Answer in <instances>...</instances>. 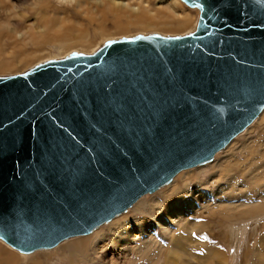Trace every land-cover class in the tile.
Wrapping results in <instances>:
<instances>
[{
	"label": "water",
	"instance_id": "obj_1",
	"mask_svg": "<svg viewBox=\"0 0 264 264\" xmlns=\"http://www.w3.org/2000/svg\"><path fill=\"white\" fill-rule=\"evenodd\" d=\"M194 33L105 45L0 77V239L22 252L91 234L264 110V0H184Z\"/></svg>",
	"mask_w": 264,
	"mask_h": 264
},
{
	"label": "rangeland",
	"instance_id": "obj_2",
	"mask_svg": "<svg viewBox=\"0 0 264 264\" xmlns=\"http://www.w3.org/2000/svg\"><path fill=\"white\" fill-rule=\"evenodd\" d=\"M115 1L123 4L131 2ZM140 1L153 9L164 3L172 4L177 14L191 16L189 29L176 32L168 29L169 27L160 28V23L156 25L158 27L144 29L137 22L131 21L133 25L125 33L110 32L114 34H97L94 37L97 24L101 22L93 18L99 21L107 19L106 28L111 31L115 25L111 18L112 11L107 10L100 1L98 3L95 0H76L63 4L57 0H44L42 5L41 0H0V77L24 74L50 61L93 55L113 42L148 36L182 37L196 31L200 11L188 6L183 0ZM84 5L90 13L82 11ZM58 18L67 20L65 24L73 26L75 31L67 32L62 29L61 36H58L47 28L45 30V26ZM88 21H91L90 26ZM120 23L128 26L126 18H122ZM34 32H38L35 33L36 38ZM78 34L85 39L78 41ZM65 35L69 40L65 39ZM174 183L175 186L179 185L183 210L173 219L166 215L165 207L176 202H172L169 197L165 198L164 194ZM192 204L194 206L190 207ZM162 216L163 220L160 221ZM120 221H123V224L117 230L114 224ZM123 226L129 231L128 243L124 249V241L121 239V233L125 230ZM144 226L147 228L144 229ZM99 233L106 234L103 244L106 249L96 252V243L95 246L90 243L83 256L73 259L74 264H92L94 257L100 259L101 264H112L113 260L115 264H171L174 260L172 252L176 250V240L182 237L190 240L188 251L191 255L188 262L183 260L182 263L205 264L209 259L213 264H262L264 113L210 162L183 170L171 183L155 193L144 195L125 212L100 225L91 234L69 238L55 248L38 250L30 255L0 241V252L6 250L21 257L24 259L21 264H28L29 259L36 255L49 256L47 264H73L69 260L70 252L59 255V249L66 244L93 240ZM148 233L151 235H145ZM114 242L118 245L115 246ZM217 255L223 256L224 260H216Z\"/></svg>",
	"mask_w": 264,
	"mask_h": 264
},
{
	"label": "bare ground",
	"instance_id": "obj_3",
	"mask_svg": "<svg viewBox=\"0 0 264 264\" xmlns=\"http://www.w3.org/2000/svg\"><path fill=\"white\" fill-rule=\"evenodd\" d=\"M42 1L44 0H41L40 3H42ZM59 1L60 3H63V4H66V3H72L73 1H76V0H57ZM88 1V0H87ZM96 2L99 1L101 3H103L105 5V8L109 11H112L113 15H111V18H112V22L115 24L114 27H113V31H111L110 29H107L106 28V22H108L107 19L103 18V21H99L97 18H93L95 19L96 21L98 22H101V24H97V27L94 31L95 35L94 37H96V35L98 34H106V35H109L111 34L110 32H114V33H125L128 31L129 27L132 26V22L131 21H135L137 22L138 24H140L142 28L144 29H148V28H151V27H154L156 26L158 23H160V28H168V29H171L172 31H180V32H185L187 29H189V26L192 22V18L191 16L187 15V16H183L181 14H177L176 13V10L174 9V7L172 6V4L168 3V4H161L158 5L160 7L158 8H155L153 9L152 7L148 6L146 3L144 2H141L140 0H131L130 3H127V4H123V3H120V2H117L115 0H95ZM184 1V0H183ZM185 2V1H184ZM176 3V2H175ZM186 3V2H185ZM81 4V3H80ZM187 4V3H186ZM43 5V3H42ZM188 5V4H187ZM41 6V5H40ZM189 6V5H188ZM54 7V6H53ZM48 8V7H47ZM87 7H85V5L82 7V11L83 12H86L88 13L89 12V9H85ZM163 8V9H162ZM194 9H198L200 11V14H201V9L200 7H193ZM160 9V10H158ZM168 10L167 12H165L166 10ZM117 13V14H115ZM64 12V11H63ZM90 13V12H89ZM95 13V12H94ZM10 14V13H9ZM98 16V15H97ZM52 17V16H51ZM122 18H126L128 20V26L127 25H123L121 24L120 22L122 21ZM64 19V18H63ZM61 18H58L56 19L55 21L51 22L50 25H48L47 27L45 26V30L47 28L48 31L50 32H53L55 33L56 35L58 36H61L62 34V29H65V31L67 32H70V31H75L74 27L73 26H68L66 25L65 23L67 22V20H63ZM60 20L62 22H60ZM87 20V19H86ZM130 21V22H129ZM96 23V22H95ZM199 23V21H198ZM9 24V23H8ZM88 26H90L91 24V21H88ZM51 25H54L53 27ZM112 25V24H111ZM6 27V25H4ZM51 26V27H50ZM83 26V25H82ZM10 27V26H9ZM158 27V26H156ZM40 29V28H39ZM2 30V29H1ZM8 30V29H7ZM11 30V29H10ZM43 31H45L44 29H42ZM167 30V29H166ZM13 31V30H12ZM11 31V32H12ZM40 31V30H39ZM43 31H40V32H43ZM77 32V31H76ZM35 33L34 32V36H35ZM113 33V34H114ZM38 34V32L36 33ZM40 34V33H39ZM111 34V35H113ZM13 35V34H12ZM20 35V34H19ZM22 35V34H21ZM25 35V33H24ZM29 35V33H28ZM27 35V36H28ZM26 36V38H27ZM33 36V38H34ZM178 36V35H177ZM37 36H35L36 38ZM66 37L65 39L66 40H69V37H67L66 35L64 36ZM76 37V36H75ZM54 38V37H53ZM73 39V37H71ZM85 39L84 36H82L81 34H78L77 35V40L78 41H83ZM27 42H30V41H27ZM5 54V53H4ZM5 56V55H4ZM3 59V58H2ZM262 113H264V110L262 111ZM261 113V114H262ZM260 114V115H261ZM229 146V145H228ZM200 166V165H199ZM198 167V166H196ZM195 168V167H194ZM181 173V172H180ZM177 176V175H176ZM175 179V178H174ZM173 179V180H174ZM182 179V178H181ZM171 183V182H170ZM179 186V185H178ZM178 186H175V183L167 190L168 192H166L164 195H165V198L169 197L170 199H172V202H176V203H173L172 205H169L167 208L165 207V210H166V215H169L171 218H173L175 215L177 214H181V211L183 210L182 208V197L180 195V191H179V188ZM169 194V195H168ZM168 195V196H167ZM189 201V199L187 200ZM194 204L190 205V207H193ZM257 207V206H256ZM171 208V209H170ZM140 209V208H139ZM259 209V208H258ZM262 211V210H261ZM137 213V212H136ZM135 213V214H136ZM163 217H160V221L163 220ZM180 217V215H179ZM174 219V218H173ZM181 217L178 219L180 220ZM178 220H175V221H178ZM184 221V220H183ZM123 221H120L118 223H115L114 226H116L117 230L120 229V226L123 224L122 223ZM120 224V225H119ZM186 226V225H185ZM194 225L192 224V227ZM124 227V226H123ZM187 227V226H186ZM190 227V226H189ZM147 228L146 226H144V229ZM124 231H122L123 233H121V239L122 241H124V244L122 246V249H124V247L126 246V244L128 243V234H129V231L128 229H126L124 227ZM143 229V230H144ZM105 233L102 234V233H99V235L95 236L93 238V240H82V241H78V242H75V243H70V244H66L65 246L61 247L58 251L57 254L59 255H63L65 254V252L69 251L70 254V262H73L74 264V258L78 257V256H83L84 253L87 252L88 248L87 246L90 244V243H93V246H95L94 243H96L97 245V248H96V252L97 251H102L104 248L106 249V245H103L104 242L106 241V238H105ZM124 235V236H123ZM147 236H150L151 234L148 233V234H145ZM174 237V236H172ZM174 241V239H172ZM176 240V239H175ZM0 241H3L0 239ZM4 242V241H3ZM189 242L190 240L187 239V238H179V240H176V250L174 252H172V256H173V261L170 262L171 264H185V263H182L183 260L185 261H189L191 259V255L189 253ZM115 243V246L118 245L116 242ZM7 244V243H6ZM101 244V245H100ZM9 245V244H8ZM103 245V246H102ZM192 245V244H191ZM190 245V246H191ZM90 246V245H89ZM12 247V246H11ZM13 248V247H12ZM55 248V247H54ZM261 248L264 250V241H262V245H261ZM1 249V248H0ZM15 249V248H14ZM17 250V249H16ZM42 250H48V249H42ZM262 250V251H263ZM19 251V250H18ZM38 251V250H36ZM22 252V251H20ZM35 252V251H33ZM170 252V251H169ZM24 254H27V255H30V253L32 254V252H22ZM97 254V253H96ZM171 254V253H170ZM171 256V257H172ZM215 256V255H214ZM50 257L49 256H44V255H36V256H33L29 259V263L30 264H47L46 260L49 259ZM87 258V256H86ZM101 258V257H100ZM216 260H220V261H223V256L221 255H217L216 257ZM102 259V258H101ZM261 259H262V264H264V253L262 252V256H261ZM0 264H21V262H24V259H22L21 257H17L15 256L14 254H11L9 253L8 251H4V250H1L0 252ZM102 262L100 259L97 260L95 257L93 258V261L91 262L92 264H99L100 262ZM127 261V259H126ZM28 263V264H29ZM116 262L113 260L112 264H115ZM23 264V263H22ZM101 264V263H100ZM188 264V263H187ZM205 264H213L212 261H210L209 259L206 260ZM260 264V263H259Z\"/></svg>",
	"mask_w": 264,
	"mask_h": 264
}]
</instances>
